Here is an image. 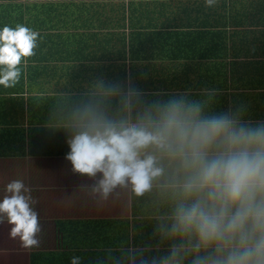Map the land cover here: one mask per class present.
I'll list each match as a JSON object with an SVG mask.
<instances>
[{"label": "clouds", "instance_id": "obj_1", "mask_svg": "<svg viewBox=\"0 0 264 264\" xmlns=\"http://www.w3.org/2000/svg\"><path fill=\"white\" fill-rule=\"evenodd\" d=\"M38 36L22 24L0 26V87L19 83ZM215 95L149 97L103 76L53 95L48 127L65 132V160L90 181L80 198L128 220L126 238L103 248L96 264H264V120H246L244 105L210 111ZM4 193L0 224L22 249L38 247L32 189L15 179ZM146 225L148 238L137 242Z\"/></svg>", "mask_w": 264, "mask_h": 264}, {"label": "crops", "instance_id": "obj_2", "mask_svg": "<svg viewBox=\"0 0 264 264\" xmlns=\"http://www.w3.org/2000/svg\"><path fill=\"white\" fill-rule=\"evenodd\" d=\"M17 24L39 33L38 49L22 62L15 87H0V198L8 182L22 180L36 199L41 232L38 247L22 249L19 238H9L11 226L0 224V264H69L72 255L96 264L103 248L126 238L128 220L113 207L96 210L80 198L79 186L90 181L65 160V132L48 127L53 95L103 76L131 81L149 97L188 92L200 98L210 88L198 79L213 60L180 55L175 46L181 43L259 47V62L239 68L253 77L252 69L264 71V0H215L213 7L204 0H0V26ZM247 53L253 56L252 49ZM227 93L219 88L212 106L224 108ZM240 101L257 103L239 97L233 104ZM150 232L144 226L137 242Z\"/></svg>", "mask_w": 264, "mask_h": 264}, {"label": "trees", "instance_id": "obj_3", "mask_svg": "<svg viewBox=\"0 0 264 264\" xmlns=\"http://www.w3.org/2000/svg\"><path fill=\"white\" fill-rule=\"evenodd\" d=\"M38 46V45H37ZM165 47V46H163ZM170 47V45H168ZM177 51L180 55H193V56H204L206 59H211L213 62H208L205 67L204 76L198 79V83L200 85H207L210 89H215L216 91L219 88H226L227 93V104H222L224 108L220 106H212L210 105V111L213 112H221L225 111L230 107H234L236 105H244L246 107L245 119L255 122L258 120H264V71L260 70L262 68H255V71L252 69L250 74H253V77L244 76L243 74H239V68L247 67L248 65L256 64L259 61H254L258 56L257 50L259 47L252 46H242V45H229L228 43H209L205 45L195 44V43H181L176 44ZM38 49V47H37ZM253 51L252 57L249 56L247 51ZM134 50V49H133ZM220 52V53H219ZM170 54V52H167ZM244 57L246 59L245 62L240 63L237 61L238 58ZM260 56L264 57L260 52ZM227 60V68L224 66V61ZM222 60L221 62H219ZM187 65V63L182 66ZM213 69H216L217 72H213ZM220 70V72H218ZM226 77H223V75ZM231 74V76H229ZM181 76L176 77V80H180ZM156 81V79H152ZM165 79H157L158 82L162 83ZM197 83V82H196ZM193 84V83H191ZM251 91L255 93L260 90L258 94H250V93H235V91ZM232 91V93H229ZM246 97V98H254L256 99V105L251 106L250 104H243V101L240 103L233 104V101H236V98ZM218 101V95H215L213 102ZM261 108V109H260Z\"/></svg>", "mask_w": 264, "mask_h": 264}]
</instances>
